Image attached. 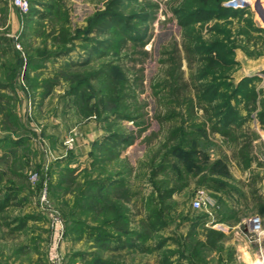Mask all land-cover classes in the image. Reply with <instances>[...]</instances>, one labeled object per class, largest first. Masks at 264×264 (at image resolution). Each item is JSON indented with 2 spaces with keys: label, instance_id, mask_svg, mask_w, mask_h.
I'll return each instance as SVG.
<instances>
[{
  "label": "rangeland",
  "instance_id": "obj_1",
  "mask_svg": "<svg viewBox=\"0 0 264 264\" xmlns=\"http://www.w3.org/2000/svg\"><path fill=\"white\" fill-rule=\"evenodd\" d=\"M26 1L0 0V264H264V0Z\"/></svg>",
  "mask_w": 264,
  "mask_h": 264
},
{
  "label": "trees",
  "instance_id": "obj_2",
  "mask_svg": "<svg viewBox=\"0 0 264 264\" xmlns=\"http://www.w3.org/2000/svg\"><path fill=\"white\" fill-rule=\"evenodd\" d=\"M210 0H207V2H209ZM228 10H226V9H224V8H221V7H218L217 9H216V11H211V9H208V8H203V9H197L196 11H192V12H185L184 11V9L183 8H181L180 10H177V11H175L176 12V14L177 15H181V16H183L184 17V19H183V26H186L188 23H191V21L193 20V18H194V16L197 14L198 16H200V17H202V19H204V18H206L207 17V15H210L212 12L213 13H215L216 12V14H225L226 12H227ZM229 13V12H228ZM221 15V16H222ZM180 17V16H179ZM113 19L115 18V17H112ZM111 18V19H112ZM105 19H107V17L105 18V17H103L102 19H100L99 18V20L101 21V22H103ZM112 19V20H113ZM112 22H115V23H117L118 21H117V19L116 20H113ZM115 26V25H114ZM227 106V108L225 109L226 111H224V113H223V115L224 114H226V112H229V114L227 113V117L228 116H230V115H234L235 114V111H234V107H232V106H230V105H226ZM116 138H118V137H116ZM119 138H121L120 136H119ZM100 236V235H99ZM102 237H101V240L102 241H104L105 242V240L107 239V236H106V234H104V235H101ZM222 237V235L221 234H217L216 232H214V231H212V232H209V238L214 242L215 240H217V239H219V238H221ZM211 241V242H212ZM210 242V244H213V243H211ZM210 246H212V245H210ZM96 259V258H95ZM96 261V260H95Z\"/></svg>",
  "mask_w": 264,
  "mask_h": 264
},
{
  "label": "built area",
  "instance_id": "obj_3",
  "mask_svg": "<svg viewBox=\"0 0 264 264\" xmlns=\"http://www.w3.org/2000/svg\"><path fill=\"white\" fill-rule=\"evenodd\" d=\"M12 1V4L18 9V11L21 13V14H26L29 10V4L26 0H11ZM237 4V3H235ZM229 6L231 7H235L234 4H229ZM194 207L195 208H199L201 206V202L200 200H195L194 201ZM248 225L250 227V233L252 235H254V237L258 238V240H260L261 238V235L263 233V220L258 217V216H255V217H252L249 221H248ZM55 260L58 261V256H54ZM263 260V263H264V258H262Z\"/></svg>",
  "mask_w": 264,
  "mask_h": 264
},
{
  "label": "bare ground",
  "instance_id": "obj_4",
  "mask_svg": "<svg viewBox=\"0 0 264 264\" xmlns=\"http://www.w3.org/2000/svg\"><path fill=\"white\" fill-rule=\"evenodd\" d=\"M243 3H244V2H243ZM243 3H240V4L242 5ZM240 4H238V6H241Z\"/></svg>",
  "mask_w": 264,
  "mask_h": 264
}]
</instances>
